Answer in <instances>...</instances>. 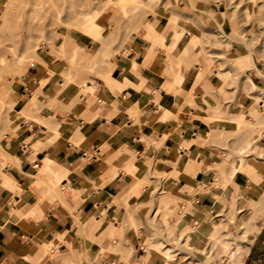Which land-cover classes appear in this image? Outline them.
Instances as JSON below:
<instances>
[{
    "label": "rangeland",
    "instance_id": "1",
    "mask_svg": "<svg viewBox=\"0 0 264 264\" xmlns=\"http://www.w3.org/2000/svg\"><path fill=\"white\" fill-rule=\"evenodd\" d=\"M93 12L99 13L104 22L96 40L91 33L79 29L86 14ZM150 22L158 27L160 38L154 47L145 36L144 25ZM176 31L182 35L172 46L171 34ZM193 36L196 44L187 55L182 54L184 41ZM134 38L150 45V51L164 53L166 74L172 78L173 89L179 88L185 96L182 100L185 111L189 113V108L200 111L193 115L201 124L196 136L199 142H192L202 148L211 144L217 151L213 156L216 163L206 175L212 176L213 186L219 188L210 194L216 198L223 191L233 192L217 201L214 212L205 211L191 200L173 194L163 162L151 161L146 167L140 166L142 171L130 170L133 181L106 203L107 210L103 203L97 213L115 223L111 226H117L128 249L122 248L121 242L116 243L123 251L107 249L113 253L108 254V261L130 264L131 243H134L144 249L149 245L159 252L175 250L179 253L175 260L185 261L183 264H226L229 251L223 239L240 240L244 234L250 239L256 231L254 224L264 217V190H258L254 184L264 177V86L254 88L241 82L250 78L245 70L254 68L248 66L242 70L234 57L248 50L246 42L253 51L256 69L264 67V0H0V139L17 131L21 120L40 122L30 113L37 107V93L32 91L33 97L21 112L10 97L13 89H19L14 79L29 71L36 52L48 51L69 65V73H60L64 87L74 83L77 90L88 92L91 89H86L83 69L94 70L100 64L105 65L116 53L125 57ZM85 56L93 57V66L86 62ZM48 73L52 75L51 71ZM180 73L185 75L182 81L177 79ZM44 83L41 80L39 85ZM166 87L163 86L166 91H173ZM158 110V114L164 110L161 104ZM253 112L262 121L250 123L255 118ZM253 140L252 147L241 153ZM2 167L3 164L0 173ZM235 170L237 174L231 177ZM244 178L253 182L256 196L246 195ZM55 183L50 185L60 187L59 181ZM206 192H209L206 182H196L192 194ZM179 202H184L182 210ZM202 202L200 199L199 205ZM190 208L195 216L205 215L196 222L203 223L200 228L205 226L206 233L196 229L197 225L182 227L181 217ZM216 227L220 241L208 236ZM146 243L150 244L146 246ZM228 248H235L233 241ZM114 253L124 258H116ZM101 255L102 251L94 258H75L73 264H104Z\"/></svg>",
    "mask_w": 264,
    "mask_h": 264
},
{
    "label": "crops",
    "instance_id": "2",
    "mask_svg": "<svg viewBox=\"0 0 264 264\" xmlns=\"http://www.w3.org/2000/svg\"><path fill=\"white\" fill-rule=\"evenodd\" d=\"M84 58L93 66V57ZM164 58L161 50L150 51V45L134 38L125 57L116 53L105 65L83 69L86 89H94L81 92L74 83L63 86L60 73H69V65L41 50L34 54L29 71L14 79L19 89L12 90L11 102L21 112L37 93V107L30 113L40 122L21 120L17 131L0 139V264H73L75 258H94L101 251V263L116 264L108 261L113 253L107 249L119 252L116 243L121 242L128 250L125 238H120L109 217L97 215L98 209L104 203L107 210L106 203L133 181L130 170L142 171L140 166L151 161L163 162L173 194L199 209L214 212L217 201L233 192L223 191L216 198L210 194L219 188L206 175L216 163L217 151L210 143L202 148L192 142H199L201 124L193 115L200 111H185V96L170 85ZM262 74L264 67L248 71L258 87L264 86ZM159 104L173 114L167 130L160 123ZM56 181L60 187L50 185ZM198 181L206 182L209 192L193 195ZM243 182L246 195H255L253 182L246 178ZM178 207L182 210L184 202ZM192 212L190 208L183 213L181 225L199 229L203 223L197 224L196 219L205 215ZM254 225L242 264H264V217ZM200 230L206 233L205 226ZM131 245L130 264L185 262L175 260L179 254L175 250L165 260L166 251Z\"/></svg>",
    "mask_w": 264,
    "mask_h": 264
},
{
    "label": "bare ground",
    "instance_id": "3",
    "mask_svg": "<svg viewBox=\"0 0 264 264\" xmlns=\"http://www.w3.org/2000/svg\"><path fill=\"white\" fill-rule=\"evenodd\" d=\"M133 8H135V7H133ZM103 25H104V22H103V20H102V18L100 16V14L96 13V12H93V13L86 14V16L82 19V21H81V23L79 25V29L83 30L84 32L87 31V33L89 32L88 34L91 33V35L93 37V40H96L98 38V36L100 35V32H101V29H102ZM144 27H145V36H147L148 39L152 42L151 45L153 47L157 46V44H158V42L160 40L158 31H157L158 27L154 26L151 22L148 23V24H145ZM180 31L174 32L173 35L171 34V36H172L171 39L172 40L170 41L171 42L170 44L172 46H175V44L181 38L182 32H180ZM195 44H196V40H195L194 36L191 39H188V40L184 41V46H183V49L181 51L182 54H186L187 55V53L189 52V49L191 47H193ZM244 44L248 47V50L245 53L241 54V55L234 56L235 60L241 66L242 70L244 68L248 67V66L250 68L252 67V68L256 69V64H255V62H254V60L252 58L253 51H252V49L249 47V45L246 42ZM195 69L198 70V68L196 66H195ZM248 70L249 69H247V71ZM247 71L245 70V75L248 78V72ZM262 75L264 76V74H262ZM184 76L182 75V73H180V74H178L177 79L179 81H182L184 79ZM242 81H243V83L248 84L251 87L257 88V86L252 82V80L250 78H248V80H246V79L241 80V82ZM243 83H241V84H243ZM87 86H86V88H87ZM89 87H88V89H89ZM90 88H91V91H93L94 86L90 87ZM250 113H252V112H250ZM252 115H254L255 118H254V121H252V122L250 120L249 121L250 123L257 122V121H262V119H260V118L257 119V115L254 112H253ZM170 121H171L170 113L167 110H164L162 112V115H161V118H160V123H161V125H163L164 130H167L170 127V125H171ZM254 142H255L254 140L251 141V142H248L241 149V153H245L248 149H250ZM242 158H243V156L240 157L241 160H242ZM236 174H237V170L232 172L231 177H234ZM258 175H261V173H258ZM254 184H255V187L258 190H261V191L264 190V177L261 178L257 183H254ZM245 223H247V222H245ZM241 224H243V222H241ZM217 229H218V227L214 228V231L212 232L211 237H212V240L216 239L215 241H220L221 239L218 238L219 235H218V230ZM241 237L242 238H240V240H237V239L230 240V239H226V238L223 239V241H225L227 243V245H225V246L227 247V250L229 251L226 264H242L243 263L244 256L246 255V253L248 251V245L250 243V239L248 238L247 234L241 235ZM230 241H233V244L235 245V248H233V250H230V248H228ZM139 245H140V243H139ZM165 251H166L165 252V260H168L170 254L174 250L167 249Z\"/></svg>",
    "mask_w": 264,
    "mask_h": 264
},
{
    "label": "built area",
    "instance_id": "4",
    "mask_svg": "<svg viewBox=\"0 0 264 264\" xmlns=\"http://www.w3.org/2000/svg\"><path fill=\"white\" fill-rule=\"evenodd\" d=\"M95 158V157H94Z\"/></svg>",
    "mask_w": 264,
    "mask_h": 264
}]
</instances>
